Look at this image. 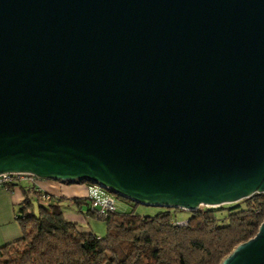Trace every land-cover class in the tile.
I'll list each match as a JSON object with an SVG mask.
<instances>
[{"label": "water", "instance_id": "obj_1", "mask_svg": "<svg viewBox=\"0 0 264 264\" xmlns=\"http://www.w3.org/2000/svg\"><path fill=\"white\" fill-rule=\"evenodd\" d=\"M195 211L264 194V0H0V174ZM219 264H264V219Z\"/></svg>", "mask_w": 264, "mask_h": 264}, {"label": "trees", "instance_id": "obj_2", "mask_svg": "<svg viewBox=\"0 0 264 264\" xmlns=\"http://www.w3.org/2000/svg\"><path fill=\"white\" fill-rule=\"evenodd\" d=\"M19 182L10 180L2 188L12 190ZM23 195L15 211L21 237L0 246V264H219L238 243L255 235L264 219L262 193L189 211L181 221L172 213L179 208L144 216L131 202L130 212L100 219L105 233L98 236L67 219L58 201L34 187L23 188ZM87 212L91 214L88 200Z\"/></svg>", "mask_w": 264, "mask_h": 264}, {"label": "crops", "instance_id": "obj_3", "mask_svg": "<svg viewBox=\"0 0 264 264\" xmlns=\"http://www.w3.org/2000/svg\"><path fill=\"white\" fill-rule=\"evenodd\" d=\"M34 187L45 198L64 204V215L67 219L78 223L81 229H87V183L38 179L33 182L22 179L12 190L0 188V246L21 237V228L16 220L15 211L24 195L23 188ZM77 200V201H76ZM83 205L86 211H83ZM92 216V215H91ZM100 236V235H98Z\"/></svg>", "mask_w": 264, "mask_h": 264}, {"label": "built area", "instance_id": "obj_4", "mask_svg": "<svg viewBox=\"0 0 264 264\" xmlns=\"http://www.w3.org/2000/svg\"><path fill=\"white\" fill-rule=\"evenodd\" d=\"M13 179H28L33 182L39 178L25 173L0 174V188ZM87 200L89 203V212L97 219H104L110 213L130 212L133 208L131 205L132 201L93 183H87Z\"/></svg>", "mask_w": 264, "mask_h": 264}, {"label": "rangeland", "instance_id": "obj_5", "mask_svg": "<svg viewBox=\"0 0 264 264\" xmlns=\"http://www.w3.org/2000/svg\"><path fill=\"white\" fill-rule=\"evenodd\" d=\"M37 203L35 202L33 205V212H37ZM225 205V204H224ZM64 208V204L62 206ZM217 207V206H216ZM199 208H215L212 206H206V205H201L199 206ZM170 210L173 211V208H169ZM161 210H165V207H158V206H153V205H144V204H137L136 205V212L140 215H144V216H152L155 215L157 212L161 211ZM83 211H86V206L83 205ZM173 216L176 220L181 221V220H185L188 215H189V211L184 210V209H178L176 211H173ZM88 224L86 223V227L89 228L93 233H95L96 235H104L105 233V224L103 220L97 219L94 216H89V218L87 219ZM181 223V222H179Z\"/></svg>", "mask_w": 264, "mask_h": 264}]
</instances>
